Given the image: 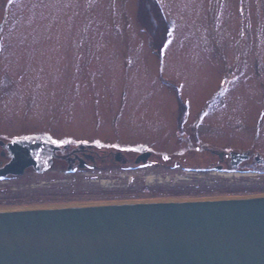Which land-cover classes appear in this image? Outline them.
Listing matches in <instances>:
<instances>
[{"label": "rangeland", "instance_id": "1", "mask_svg": "<svg viewBox=\"0 0 264 264\" xmlns=\"http://www.w3.org/2000/svg\"><path fill=\"white\" fill-rule=\"evenodd\" d=\"M156 1L169 25L160 57L138 0H0V139L99 140L131 160L143 150L162 164L214 161L179 142L173 118L165 129L162 108L211 100L201 145L264 160V0ZM258 195L263 168L70 173L43 163L0 178V210Z\"/></svg>", "mask_w": 264, "mask_h": 264}, {"label": "water", "instance_id": "2", "mask_svg": "<svg viewBox=\"0 0 264 264\" xmlns=\"http://www.w3.org/2000/svg\"><path fill=\"white\" fill-rule=\"evenodd\" d=\"M31 146L0 178L38 170ZM0 264H264V195L2 209Z\"/></svg>", "mask_w": 264, "mask_h": 264}, {"label": "flooded vegetation", "instance_id": "3", "mask_svg": "<svg viewBox=\"0 0 264 264\" xmlns=\"http://www.w3.org/2000/svg\"><path fill=\"white\" fill-rule=\"evenodd\" d=\"M172 102V104H168L167 102L162 107L164 115L163 124L165 129L167 127L166 122L169 121L168 119L173 118L174 120L172 125L175 129L176 138L179 140V142L185 144L189 150L198 149L203 150L207 154H212L213 157H216V160L205 161L203 163H201L202 161H197L189 164H185L182 161H174L162 164L151 161V155L153 151L151 152L142 150L138 152L131 160V157H127L129 156V152L126 154L121 145L119 146V144H116L115 142L102 144L98 140V144L97 140H90V142L88 140H74L71 138L68 142L56 144L54 142L49 143L45 140L23 139V137L12 141H3L0 139V167L4 166L11 160V155L6 148V145L13 141H25L28 143V145H33L31 146L30 154L37 164L38 170L41 169L43 163H46L47 165L65 164L66 169L70 173H73L75 170H115L121 168L134 170L144 165H151L152 167L163 166L171 169L187 167L189 170L208 169L212 167L218 169L224 168V166L227 168H242L252 170H258L260 168L264 169V160L260 157H257L252 152L241 151L240 153L245 152L247 154V158L242 162L233 165L231 164L229 154L235 152L229 150H225V152L217 151L213 147L202 146L203 143L201 142V136L198 131V121L201 120V118L211 114V100L204 101V104L196 103L192 105L186 104V100L181 99H176ZM190 117L193 118L190 122H188ZM206 123L207 124H205V126L209 127L210 122ZM163 132L165 131H160L159 134H162ZM118 139L120 138L118 137ZM131 154L132 153H130V155ZM142 154L148 155L144 161L142 159L137 160V158ZM29 170H33V168L29 167L25 170V173ZM5 178H9V176Z\"/></svg>", "mask_w": 264, "mask_h": 264}, {"label": "trees", "instance_id": "4", "mask_svg": "<svg viewBox=\"0 0 264 264\" xmlns=\"http://www.w3.org/2000/svg\"><path fill=\"white\" fill-rule=\"evenodd\" d=\"M137 20L151 39V47L159 57L164 41L169 33V25L164 18L162 10L156 0H138ZM229 168L228 170H232Z\"/></svg>", "mask_w": 264, "mask_h": 264}, {"label": "snow or ice", "instance_id": "5", "mask_svg": "<svg viewBox=\"0 0 264 264\" xmlns=\"http://www.w3.org/2000/svg\"><path fill=\"white\" fill-rule=\"evenodd\" d=\"M27 137H25L26 139ZM54 143H65V141H53ZM97 143L99 144V141H97ZM165 159H167V157H165Z\"/></svg>", "mask_w": 264, "mask_h": 264}, {"label": "bare ground", "instance_id": "6", "mask_svg": "<svg viewBox=\"0 0 264 264\" xmlns=\"http://www.w3.org/2000/svg\"><path fill=\"white\" fill-rule=\"evenodd\" d=\"M152 178L151 177H148V181H150Z\"/></svg>", "mask_w": 264, "mask_h": 264}]
</instances>
